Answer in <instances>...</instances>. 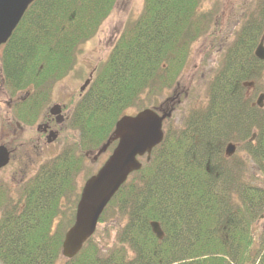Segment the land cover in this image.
Masks as SVG:
<instances>
[{
    "label": "trees",
    "instance_id": "trees-1",
    "mask_svg": "<svg viewBox=\"0 0 264 264\" xmlns=\"http://www.w3.org/2000/svg\"><path fill=\"white\" fill-rule=\"evenodd\" d=\"M117 1L35 0L28 7L0 48V96L27 95L9 114L14 122L32 125ZM208 1L143 0L74 104V153L97 150L118 119L147 108L142 98L154 99L173 84L191 46L214 26L215 11L203 6ZM255 1L256 16L245 19L207 85V103L192 109L182 127H164L149 162L142 160L106 207L104 213L122 221L115 247L102 253L91 237L62 264H264V240L255 251L251 234L264 191L243 177L240 156H224L228 143H245L247 161L264 178V108H251L242 87L261 78L250 64L264 31V0ZM81 165L66 148L15 190L0 183V264L60 261L72 211L59 230L55 222ZM152 222L162 240L152 234Z\"/></svg>",
    "mask_w": 264,
    "mask_h": 264
},
{
    "label": "rangeland",
    "instance_id": "rangeland-1",
    "mask_svg": "<svg viewBox=\"0 0 264 264\" xmlns=\"http://www.w3.org/2000/svg\"><path fill=\"white\" fill-rule=\"evenodd\" d=\"M203 6L215 11L213 16L214 26L211 27L210 32L206 36L191 46L188 61L173 81V84L154 99L142 98V104L139 103L140 106L153 108L164 103L168 97H170V100L174 97V101H176L175 96L179 97V102H174L171 119L165 125L167 129L170 128L172 130L182 127L192 109L204 106L207 103V85L220 69L228 46L232 44L237 31L241 28L245 19L249 16H256L255 0H209ZM142 7L143 0H118L116 2L113 11L101 24L97 34L81 47L74 70L54 86L50 99L38 112L32 125H22L23 130L20 140L12 142L9 132H7L10 126L3 128L4 121L0 122V144H6L9 149L14 151L13 159L8 167L0 171V183L15 190L20 181L34 176L40 165L57 157L62 152L66 142L74 143L77 141V134L68 129L67 137L59 144L44 146L42 150H39V148L34 147L33 142L30 143V139L37 134L36 127L41 124L48 109L65 101L69 107L71 105L72 107L74 106L79 88L89 77V74H94L93 70H96L106 60L115 39L119 36L126 23L135 20L139 16ZM179 92L184 95L180 96ZM262 92L264 93V83L262 86H255L253 93L248 97L249 104L252 100L255 102L258 95ZM23 94L18 93L16 98ZM5 103V97L3 95L2 97L0 96V115L4 117L6 110H8V104L5 105ZM167 105L169 108L170 104L168 103ZM135 109L129 110L126 114H135ZM10 120L14 124L11 118H9ZM16 143L20 144L16 146ZM234 144H237L235 155L240 156L244 160L242 162L244 167L240 168L243 177L264 191V178L261 177L259 168L255 163L247 161V146L245 143ZM109 151L95 161H92V156L89 158L83 157L81 169L74 178V189L71 187L70 192L66 194V198L62 200L61 212L55 222L57 230L62 228V224H65L69 219L71 211L74 216L76 203L84 181L100 169ZM80 152L83 153L84 151L80 150ZM259 212L262 214L261 217L256 219L251 226L253 249L255 251H259V246H262L259 245L260 239L264 240V211L261 212L260 209ZM100 220L102 221H99L96 227L93 240L102 253H105L115 247V240L122 221L119 217L112 214L110 210L104 213ZM62 263L63 259L61 258L57 264Z\"/></svg>",
    "mask_w": 264,
    "mask_h": 264
},
{
    "label": "water",
    "instance_id": "water-1",
    "mask_svg": "<svg viewBox=\"0 0 264 264\" xmlns=\"http://www.w3.org/2000/svg\"><path fill=\"white\" fill-rule=\"evenodd\" d=\"M35 0H0V47L10 38L27 8ZM254 56L264 60L262 40L254 51ZM86 81L83 89L88 85ZM264 96L260 95L257 105L261 107ZM171 111L145 109L134 116H122L114 125L113 132L101 145L96 157L105 153L115 143L109 157L96 172L84 183L76 205L74 223L65 233L61 245V256L73 258L83 244L94 234L98 220L104 209L126 182L128 177L142 167L138 159L150 160L152 150L163 139L162 123L169 119ZM235 152V146L229 144L224 154L227 158ZM9 151L0 146V169L9 163ZM152 234L158 239L163 233L158 223H150Z\"/></svg>",
    "mask_w": 264,
    "mask_h": 264
},
{
    "label": "flooded vegetation",
    "instance_id": "flooded-vegetation-1",
    "mask_svg": "<svg viewBox=\"0 0 264 264\" xmlns=\"http://www.w3.org/2000/svg\"><path fill=\"white\" fill-rule=\"evenodd\" d=\"M250 64H253L257 68V70L260 72L259 74H261V78L258 80H253L251 82L252 83L251 85L245 84L242 86L243 90H244V95L246 96V98L251 96L256 85L262 86V84L264 83V60H259V59L255 58L253 63H250ZM84 92H85V90L81 91V88H79L78 94L76 95V99H75L76 102H78V100L82 99ZM179 95H182V93L179 92ZM260 95H264V93L262 92L258 96H260ZM26 97H27V95L18 97L19 99L14 101V102L12 100L8 99V101H6V103H5V105L8 104L7 105L8 110H6V112H5V117L2 115L1 121H4V125L2 127L3 128H6L7 126H10L12 128L15 127L14 129H12V132L9 135L10 140L12 142L15 141V139H14V137H12V135L14 134V136H15L17 133L18 136L20 137L21 132L23 130V127H20L16 123H14V125H13L11 120L9 121V118H11V117H9V114L14 112L15 110H17L20 106H18L16 103L23 102L26 99ZM173 102H174V100H171V101H169V104H172ZM13 107H14V110L12 109ZM250 107L262 110L264 108V100H263V103L261 104V107H259V108H258V106H256L255 102L252 100L250 102ZM73 108H74V106L72 107V105H71L69 107L65 101V102L58 103V104L54 105L52 107V109L51 108L48 109V112H47V114L44 115L41 124L36 127V133L37 134L34 138L30 139V143L33 142V145L35 148H39V150H42L44 146H46V147L53 146V145H56V144L63 142L65 140V138L67 137L68 129H71L72 131H74L72 128H70V121H71V115L73 112ZM14 131L16 133H14ZM19 144L20 143H16V146H18ZM66 148L67 149L71 148L72 154H74V156H76L78 158H83V157L87 158L86 154L81 153L80 150H78L74 153L72 143L66 142V144L63 147V150ZM63 150H62V152H63ZM36 151H38V150H36ZM12 159H13V157L11 158V160ZM95 159L96 158H93L92 160L94 161ZM22 181H24V180H22ZM22 181H20L19 183H21Z\"/></svg>",
    "mask_w": 264,
    "mask_h": 264
}]
</instances>
